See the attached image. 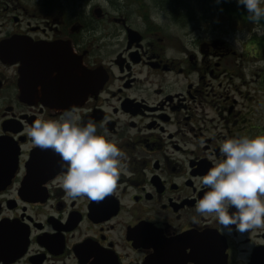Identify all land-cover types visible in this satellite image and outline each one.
<instances>
[{
	"label": "flooded vegetation",
	"instance_id": "obj_1",
	"mask_svg": "<svg viewBox=\"0 0 264 264\" xmlns=\"http://www.w3.org/2000/svg\"><path fill=\"white\" fill-rule=\"evenodd\" d=\"M93 1L0 0V264H264V227L195 209L222 141L264 135V81L242 93V55L208 31L187 44L167 0ZM68 109L126 154L101 200L68 198L26 134Z\"/></svg>",
	"mask_w": 264,
	"mask_h": 264
},
{
	"label": "clouds",
	"instance_id": "obj_2",
	"mask_svg": "<svg viewBox=\"0 0 264 264\" xmlns=\"http://www.w3.org/2000/svg\"><path fill=\"white\" fill-rule=\"evenodd\" d=\"M236 2L249 20L264 18V0ZM81 120L75 109H68L59 119H36L25 131L33 144L59 155L64 170L60 184L68 198L101 200L115 189L126 154L115 141L97 134L94 120ZM220 152L223 159L200 178L208 190L197 200L196 212L213 215L228 231L232 225L240 232L264 227V135L224 139Z\"/></svg>",
	"mask_w": 264,
	"mask_h": 264
},
{
	"label": "rangeland",
	"instance_id": "obj_3",
	"mask_svg": "<svg viewBox=\"0 0 264 264\" xmlns=\"http://www.w3.org/2000/svg\"><path fill=\"white\" fill-rule=\"evenodd\" d=\"M93 2L103 3L104 0H94ZM261 7H264V3L261 4ZM203 14V17L193 18L188 24L189 27L186 28L187 31L184 33H189L193 36L189 35L187 37V44L193 45V41L197 39V36L203 35L205 31H208L212 38L220 36L222 40L242 55V58L236 61L238 65L230 64L226 66V71L232 77L238 75L236 82L240 81V83H243L245 81V85L241 86L242 93H248L250 96L256 94L255 91L260 89L259 84L264 81V61L257 60L264 57V34H261L264 33V30L262 26L259 23H249L229 16V14L217 8L212 1L206 2ZM257 42H263V45H259L262 48L258 49L256 53H252L251 49L246 50V52L251 51L248 53H245V50L241 52L245 46L253 47L258 45ZM228 60L231 59L228 58ZM257 93L260 94L261 90Z\"/></svg>",
	"mask_w": 264,
	"mask_h": 264
},
{
	"label": "trees",
	"instance_id": "obj_4",
	"mask_svg": "<svg viewBox=\"0 0 264 264\" xmlns=\"http://www.w3.org/2000/svg\"><path fill=\"white\" fill-rule=\"evenodd\" d=\"M169 8L175 9L176 12L187 14L188 16H192L196 18L198 16L203 17V9L207 1H212L217 8L222 10L223 12L229 14V16L242 19L245 22H253L259 23L264 30V18H261L259 22H254L249 20L247 10L243 5H238L235 0H167ZM203 4V5H202ZM167 5V4H166ZM202 5V6H201ZM203 7V8H201ZM258 45H263V42H257Z\"/></svg>",
	"mask_w": 264,
	"mask_h": 264
},
{
	"label": "water",
	"instance_id": "obj_5",
	"mask_svg": "<svg viewBox=\"0 0 264 264\" xmlns=\"http://www.w3.org/2000/svg\"><path fill=\"white\" fill-rule=\"evenodd\" d=\"M23 87H24V83H23Z\"/></svg>",
	"mask_w": 264,
	"mask_h": 264
}]
</instances>
